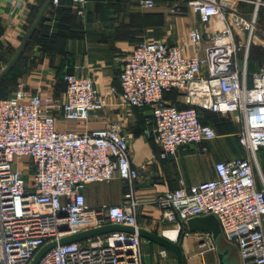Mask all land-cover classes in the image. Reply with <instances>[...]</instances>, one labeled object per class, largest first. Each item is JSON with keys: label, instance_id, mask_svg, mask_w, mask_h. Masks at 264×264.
Here are the masks:
<instances>
[{"label": "built area", "instance_id": "1", "mask_svg": "<svg viewBox=\"0 0 264 264\" xmlns=\"http://www.w3.org/2000/svg\"><path fill=\"white\" fill-rule=\"evenodd\" d=\"M64 1L82 14L88 0L50 3ZM138 5L151 9L156 1L138 0ZM188 5L202 24L214 19L222 23L206 41L200 27L189 30L185 44L203 53L188 55L182 44L138 41L119 73V104L150 107L162 158H176L179 148L218 136L201 122L197 107L232 115L238 124L235 136L247 154L216 161L215 178L193 184L180 180L177 187L157 194L154 203L163 222L177 226L178 233L187 219L214 215L223 236L237 246L241 264H264V171L257 157L264 147V68L247 83L245 68L237 61L243 45L227 17L249 32L255 20L225 14L218 0H189ZM177 9L173 2L170 11ZM63 80L60 114L85 127L91 112L104 107V98L89 77L66 73ZM173 89L181 92L184 107L165 99L164 92ZM56 111L51 99L26 90L21 82L11 95L0 97V264H29L48 242L108 223L135 231L57 244L37 264H144L137 233L139 203L133 195L138 170L130 163L129 135L115 122L92 130L59 128ZM115 177L127 183L125 201L90 207L85 186ZM185 233L216 249L210 232ZM159 254L165 256L167 250L161 248Z\"/></svg>", "mask_w": 264, "mask_h": 264}, {"label": "crops", "instance_id": "2", "mask_svg": "<svg viewBox=\"0 0 264 264\" xmlns=\"http://www.w3.org/2000/svg\"><path fill=\"white\" fill-rule=\"evenodd\" d=\"M46 1L0 0L1 69L18 49ZM155 1L153 8L144 9L139 7L138 0H88L82 14L68 1L59 5L49 3L13 64L16 69L12 76L16 84L21 82L26 90L52 100L57 109L59 128L92 130L104 128L111 122L118 123L122 132L129 135L130 163L138 170L133 188V195L139 203L138 225L175 239L177 226L166 229L170 226L163 222L154 198L177 187L180 180L193 184L215 178L216 161L238 157L234 154L238 150L235 136L238 124L232 115L204 112L203 120L214 127L218 136L179 148L176 158H162L154 138L150 107L119 104V73L127 55L141 38L182 44L186 54L201 55L202 51L196 52L192 45L185 44L189 30L200 27L206 41L222 24L219 19L202 24L198 13L188 5L189 0ZM173 2L178 3L176 12L170 11ZM218 3L227 15L234 13L255 20V27L249 32L234 25L227 17L235 39L243 45L237 54L238 66L245 68L247 83L252 84L254 74L264 68V0H218ZM66 73L91 78L95 89L104 98V107L91 112L85 127L65 121L60 114ZM165 96V99L173 100ZM175 100L179 105L184 104L182 95ZM240 148V156H245L246 150ZM257 157L264 168V147L258 149ZM126 191V185L123 189L114 181L107 185L89 183L83 190L86 203L93 208L123 203ZM181 245L186 264H219L217 246L214 251H200L197 244L186 238ZM141 248L144 264H162L159 257L162 247L141 237ZM225 260L228 264H241L237 251L228 253Z\"/></svg>", "mask_w": 264, "mask_h": 264}, {"label": "water", "instance_id": "3", "mask_svg": "<svg viewBox=\"0 0 264 264\" xmlns=\"http://www.w3.org/2000/svg\"><path fill=\"white\" fill-rule=\"evenodd\" d=\"M50 3V0H47L42 8L40 9L38 15L36 16L35 20L27 30L24 38L22 39L18 49L14 53V55L11 57V59L7 62V64L0 70V79L11 69L15 61L18 59L20 54L22 53V50L24 49L30 35L32 34L33 30L35 29L36 25L42 18L45 9L47 8V5ZM186 226L189 231L196 232V231H206L210 232L212 235V239L217 246V252H218V260L219 264H228L225 260V257L228 253H230V249L228 247L225 248H219L218 242L220 238L222 237L221 228L219 225L218 220L216 217L212 214L203 215V216H195L187 219ZM111 231H124V232H134L135 228L133 226L124 225V224H118V223H108L103 224L98 227L90 228L87 230H83L80 232H76L73 234H69L66 236L61 237L59 240H53L42 246L34 255L32 260L29 264H37L40 258L52 247H54L57 244H65L70 242H77V241H83L88 238L102 235ZM137 233L140 237L146 238L150 241L155 242L160 247L164 248L165 250L171 252L174 255L176 264H186L184 259V253L183 248L180 242L177 241V238L170 239L167 236H165L163 233H157L153 231H149L146 229H143L141 227L137 228Z\"/></svg>", "mask_w": 264, "mask_h": 264}, {"label": "rangeland", "instance_id": "4", "mask_svg": "<svg viewBox=\"0 0 264 264\" xmlns=\"http://www.w3.org/2000/svg\"><path fill=\"white\" fill-rule=\"evenodd\" d=\"M140 40H147V41H150V40H148V39H143V38H141ZM2 64V63H1ZM0 64V69H1V65ZM14 82L12 81V79H10V77H8V79L7 80H2L1 81V83H0V90H2V89H5V88H8V87H10V86H14ZM237 149L238 150H236V152L234 153L235 154V156H240V152H239V148H240V145L239 144H237ZM241 149V148H240ZM259 160V165H260V168H261V170L262 171H264V168H263V166H262V161H260V159H258ZM255 172L257 173V175H258V172L255 170ZM112 181H114V182H118V183H120L121 185H122V187H123V189L125 188V185H127V183L125 184V181H123V180H121V179H119L118 177H115V178H113V179H111V180H109V181H105V182H101V184H103V185H107V184H109L110 182H112ZM167 228H171V227H166V229ZM178 234V233H177ZM177 235H175L174 237H176ZM197 236L198 235H195L194 233H189L188 235L184 232V234H183V236H182V239L179 241L180 243H182V241H183V238H186V239H190L191 241H193V243L194 244H197L198 246H199V248H200V251H203V250H209L208 249V246L207 245H205L204 243H202L203 241L202 240H197ZM218 246H219V248H225V247H228L229 249H230V252L232 253L233 251H234V254L236 253V251L238 252V249H237V246L234 244V243H232V242H229L228 240H226V238L223 236V234H222V237L220 238V240H219V242H218ZM211 251H214V250H211ZM239 254V253H238ZM160 257V261H161V263L162 264H176V262H175V258H174V255L171 253V252H169V251H167V254L165 255V256H159ZM240 257V256H239ZM184 259H185V255H184ZM185 263H186V259H185Z\"/></svg>", "mask_w": 264, "mask_h": 264}, {"label": "trees", "instance_id": "5", "mask_svg": "<svg viewBox=\"0 0 264 264\" xmlns=\"http://www.w3.org/2000/svg\"><path fill=\"white\" fill-rule=\"evenodd\" d=\"M15 65H16V64H15ZM15 65H13V66L11 67V69H10L9 71H7V73H6V74L0 79V83H1L2 80H7L8 77H10V79H12V81H13L15 84H14L13 87L10 86V87H8V88H5V89L0 90V97H7V96L11 95V93L13 92V90H14V88H15V86H16V82H15V80L13 79V76H12V72L14 71V69H16V68H15V67H16ZM64 75H65V74H64ZM165 94L167 95L168 98H172V99H173L172 101H173L174 103H176V105H177L178 107H184V106H185V104H183V105H179L178 102L175 100L176 97H177L178 95H181V92H179L178 90L173 89V90H170V91L164 92V97H166ZM168 95H169V96H168ZM197 110H198V112H199V114H200V120H201V122H203V123H205V124H209V125H211L210 123H208V122H206V121L203 120L202 113H204V112L215 113V112H211V111H209V110H206V109H203V108H200V107H197ZM216 114H217V113H216ZM211 126H212V125H211ZM212 127H213V126H212ZM213 128H214V127H213ZM236 140H237V143L239 144L237 137H236ZM239 145H240V144H239ZM240 146H241V145H240ZM241 147H242V146H241ZM262 148H263V147H262ZM126 188H127V190H128L127 185H126ZM187 230H188L187 226H186L185 224H181V228H180V230H179L178 238H177V241H178V242L182 239V236H183L184 232H186Z\"/></svg>", "mask_w": 264, "mask_h": 264}, {"label": "bare ground", "instance_id": "6", "mask_svg": "<svg viewBox=\"0 0 264 264\" xmlns=\"http://www.w3.org/2000/svg\"><path fill=\"white\" fill-rule=\"evenodd\" d=\"M175 236V235H174ZM168 238H170V237H168ZM170 239H172V238H170ZM174 240V239H173Z\"/></svg>", "mask_w": 264, "mask_h": 264}]
</instances>
